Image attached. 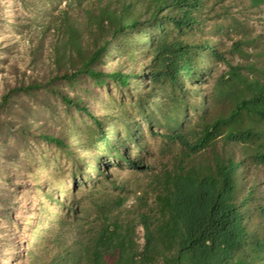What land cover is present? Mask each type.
I'll return each mask as SVG.
<instances>
[{
  "label": "rangeland",
  "instance_id": "rangeland-1",
  "mask_svg": "<svg viewBox=\"0 0 264 264\" xmlns=\"http://www.w3.org/2000/svg\"><path fill=\"white\" fill-rule=\"evenodd\" d=\"M50 1L0 0V101L13 87L56 72L54 49L63 37L51 21L63 10L82 27L81 10L88 3ZM203 1L200 28L183 39L212 44L225 62L208 63L205 82L188 84L192 100L207 97L231 67L264 85V0ZM157 36V30L144 29L121 38L95 66L97 75L74 87L57 85L95 121L44 92L16 96L11 110L0 112V264H90L104 218L136 225L143 243L136 220L143 192L154 172L171 169L178 159V151L152 131L167 133L175 119L187 131L195 119L183 115L163 84L149 77ZM89 41L85 33V47ZM238 42L242 49L234 51ZM40 135L63 139L65 146L49 145ZM218 150L240 155L237 146L218 144ZM116 151L148 170L117 164ZM246 179L264 194V168L250 167Z\"/></svg>",
  "mask_w": 264,
  "mask_h": 264
},
{
  "label": "trees",
  "instance_id": "trees-1",
  "mask_svg": "<svg viewBox=\"0 0 264 264\" xmlns=\"http://www.w3.org/2000/svg\"><path fill=\"white\" fill-rule=\"evenodd\" d=\"M71 1L89 7L81 10L82 27L67 10L51 21L63 37L54 49L56 72L45 81L8 90L1 97L0 112L10 111L16 96L44 92L95 121L78 100L57 85L74 87L97 75L95 66L119 39L146 29L158 31L151 44L149 77L163 84L167 98L183 115L195 118L187 131L176 119L167 133L152 131L178 151V159L171 169L154 172L143 192V210L136 217L143 243H139L136 225L123 226L104 218L90 264H264V194L246 179L250 167L264 168V85L231 67L207 97L192 100L188 84L205 82L208 63L225 62L212 44L190 45L183 39L200 28L204 1ZM51 3L48 0L47 5ZM85 33L90 39L86 47ZM241 49V42L233 47L234 51ZM19 132L24 136L26 131L21 128ZM39 140L57 148L65 146L63 139L50 135H40ZM218 144L240 147V155L220 152ZM116 155L117 164L138 171L149 168L119 151ZM90 180L83 182L85 188ZM73 186L77 189V183Z\"/></svg>",
  "mask_w": 264,
  "mask_h": 264
}]
</instances>
